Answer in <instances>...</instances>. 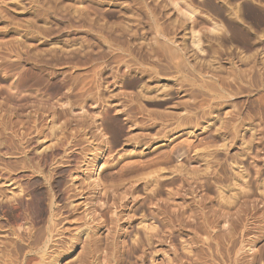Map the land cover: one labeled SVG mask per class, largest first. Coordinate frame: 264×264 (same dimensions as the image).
<instances>
[{
    "label": "rangeland",
    "instance_id": "rangeland-1",
    "mask_svg": "<svg viewBox=\"0 0 264 264\" xmlns=\"http://www.w3.org/2000/svg\"><path fill=\"white\" fill-rule=\"evenodd\" d=\"M0 66V142L3 136L12 137L15 134L20 137L26 135L24 138L27 139L34 115L40 116L37 127L47 133L46 145L58 143L66 149L48 151L49 162L42 163L41 168L45 173H52L59 182L69 183L70 173L77 166L83 146L87 144L84 136L88 134L90 137L92 132L99 134L97 125L101 124L110 139L106 157L100 161L102 165L107 162V167L105 171H98L104 183L115 187L117 180H109L108 173L115 175L117 172L118 176V172H124L127 167L142 166L143 162L146 166L141 173L131 174L133 179L124 181V186L120 188L123 191L131 184L144 187L151 175L147 189L129 196V210L124 213V223L119 221L112 231L115 238L109 237L108 231H101L99 237L96 235L99 240L104 239L99 242L101 247L96 249L97 253L94 251L86 257L93 247L89 250L85 247L87 240L84 235L76 248L59 255L56 263L69 264L75 259L74 264H264V0H0ZM10 95L15 98L10 100ZM118 109L138 115H132L133 123L127 122L126 114L116 115ZM6 112H10L6 118L10 121L7 133L1 120ZM16 114L23 121L19 120L17 126L13 124ZM114 124H124L126 128L124 137L119 138L123 141L118 145L115 144L117 137H113V130H109ZM129 136L137 139L128 141L126 137ZM101 139L93 141L97 143ZM142 140H145L144 144L140 143ZM32 145L28 147L31 156L36 153ZM22 155L0 144V157L4 161ZM168 160L177 162L173 165ZM130 162L133 164L129 165ZM174 167L182 170L184 181L174 180V184L173 179L178 173ZM0 168V176H3V165ZM198 170L201 175H198ZM154 171H157V176ZM241 173L244 176L239 175ZM238 175L242 176L241 179ZM16 177L17 184L30 197L33 188L42 180L32 170L18 173ZM154 178L158 179L157 183ZM209 179L213 180L211 185L207 183ZM156 187H160L161 191ZM177 189L183 191L174 195ZM191 190L195 191L193 195L185 192ZM241 191H245L248 197H240L244 194ZM168 199H173V203ZM228 199L234 203L226 205L230 202H227ZM189 204L194 207L193 211ZM168 205L171 208L184 206L187 210L177 221L178 215ZM214 207L220 211L212 209ZM219 207L225 211L224 216L220 215L222 210ZM165 208L169 209L167 216L165 213L162 215ZM208 209L211 212L215 210L217 214ZM206 212L210 214L207 219L215 225L207 229L208 234L213 230L209 235L215 238L211 249L205 243L204 235H207L200 222ZM169 217L170 220L167 219ZM234 217L240 220L239 223ZM31 219L30 222L21 220L18 223L34 229L44 224L38 218ZM78 220L71 227V236L76 232L75 228L87 226L83 219ZM235 220L237 223H234ZM197 227L203 229L199 231ZM152 230L160 236L157 237L160 241L156 238L150 244H142L141 239ZM223 231L230 234L228 238L221 233ZM69 234H66L69 237L64 243L71 239ZM103 244L109 246L103 249L104 253L111 256H104L99 249L104 248ZM17 253L16 257L15 253H10V256L16 258V263H22L25 253ZM7 258L2 264L14 263L13 258ZM108 258L110 261H107ZM102 259L106 261L102 262ZM40 262L38 258L37 264Z\"/></svg>",
    "mask_w": 264,
    "mask_h": 264
},
{
    "label": "bare ground",
    "instance_id": "bare-ground-1",
    "mask_svg": "<svg viewBox=\"0 0 264 264\" xmlns=\"http://www.w3.org/2000/svg\"><path fill=\"white\" fill-rule=\"evenodd\" d=\"M162 43V42H161ZM12 45V44H11ZM170 45V44H169ZM9 46V45H8ZM29 46V45H28ZM26 46V47H28ZM170 47V46H169ZM169 47H166V48H169ZM165 48V47H163ZM14 50V49H13ZM31 51V50H30ZM53 52V51H52ZM174 52V51H173ZM34 55V54H33ZM126 63V62H125ZM128 66V64H127ZM130 66V65H129ZM207 67V66H206ZM0 69H1V66H0ZM208 70V69H207ZM185 71V70H184ZM99 75V74H98ZM8 76V75H7ZM85 77V76H84ZM92 77V76H91ZM75 78V77H74ZM217 78V77H216ZM3 79V78H2ZM99 79V78H98ZM229 79V78H228ZM76 80V79H75ZM79 80V79H78ZM81 80V79H80ZM86 80V79H85ZM89 80V79H88ZM226 80V79H225ZM82 81V80H81ZM90 81V80H89ZM221 81V80H220ZM94 82V81H93ZM228 82V81H227ZM80 83V82H79ZM208 83V82H207ZM89 84V83H88ZM213 84V83H212ZM87 85V84H86ZM90 85V84H89ZM120 86V85H119ZM79 87V86H78ZM82 87V86H81ZM105 87V86H104ZM215 88V87H214ZM85 89V88H84ZM92 89V88H91ZM106 89V88H105ZM216 89V88H215ZM228 89V88H227ZM90 90V89H89ZM100 90V89H99ZM107 90V89H106ZM141 91V90H140ZM220 91V90H219ZM91 92V90H90ZM104 92V91H103ZM82 93V92H81ZM203 93V92H202ZM201 93V94H202ZM228 93V92H227ZM16 94V93H15ZM22 94V93H21ZM200 94V93H199ZM198 94V95H199ZM218 94V93H217ZM80 95V94H79ZM88 95V94H87ZM86 95V96H87ZM203 95V94H202ZM11 99H14L15 97H12V95H10ZM16 96V95H15ZM82 96V95H81ZM32 97V96H31ZM96 97V96H95ZM19 98V96H18ZM40 98V97H39ZM42 98V97H41ZM83 98V97H81ZM84 99V98H83ZM18 100V99H17ZM38 100V99H37ZM41 100V99H40ZM42 100H44L42 98ZM69 100V99H68ZM226 100V99H225ZM39 101V100H38ZM9 102V100H8ZM8 102H6V104L8 105ZM193 102V101H192ZM68 103V102H67ZM102 103V102H101ZM122 103V102H121ZM133 104V103H132ZM6 105V107H7ZM11 105V104H9ZM34 105V104H33ZM42 105V104H41ZM46 105V104H45ZM4 106V104H3ZM17 106V105H16ZM69 106V105H68ZM5 107V106H4ZM9 107V106H8ZM7 107V108H8ZM26 107V105H25ZM47 107V106H46ZM45 107V108H46ZM54 107V106H53ZM65 106H63L64 108ZM133 107V106H132ZM6 108V109H7ZM32 108V107H31ZM50 108V107H49ZM196 108V107H195ZM214 108V107H213ZM10 109V108H9ZM12 109V108H11ZM16 109V108H15ZM35 109V108H34ZM38 109V107H37ZM44 109L41 108V110ZM51 109V108H50ZM49 109V110H50ZM130 109V108H129ZM4 110V109H3ZM47 110V109H46ZM45 110V111H46ZM52 110V109H51ZM65 110V109H63ZM106 111L108 109H105ZM119 111L117 112L118 114L116 115H121V114H126L127 115V122H132V119L131 117L133 118L134 116H132L133 114L135 113H131L129 114L130 112H127V111H121V109H118ZM136 110V109H135ZM139 110V109H138ZM146 110V109H145ZM9 111V110H7ZM12 111V110H11ZM31 111V110H30ZM48 111V110H47ZM46 111V112H47ZM54 111V110H53ZM62 111V110H61ZM68 111V110H67ZM130 111V110H129ZM141 110H139L138 113H141L140 112ZM208 111V110H207ZM41 112V111H40ZM69 112V111H68ZM105 112V111H104ZM133 112V111H132ZM136 112V111H135ZM10 112H6L5 115H3V123L2 125L4 126L3 129H4V132H6V129L8 128V125H10V121L6 118L7 117V114H9ZM17 113V112H16ZM42 113V112H41ZM40 113V114H41ZM45 113V112H44ZM53 114V112H50ZM59 113V112H58ZM65 113V111L63 112ZM82 113V112H81ZM150 113V112H149ZM158 113V112H157ZM212 113V112H211ZM12 114V112H11ZM26 114V113H25ZM29 114V113H28ZM32 113H30L31 115ZM62 114V113H60ZM66 114V113H65ZM68 114V113H67ZM84 115H86V113H82ZM81 114V115H82ZM90 114V113H89ZM109 114V113H108ZM165 114V113H164ZM208 114V113H207ZM27 115V114H26ZM43 115V114H42ZM57 115V114H55ZM64 114H62V117H63ZM88 115V114H87ZM86 115V116H87ZM100 115V114H98ZM125 115V116H126ZM131 115V116H130ZM135 115H138V114H135ZM141 115V114H140ZM178 115V114H177ZM14 116V115H13ZM33 116V115H32ZM54 116V115H52ZM65 116V115H64ZM95 116V115H94ZM104 116V115H103ZM176 116V115H175ZM192 116V115H191ZM28 117V116H27ZM39 117L40 116H37V115H34L33 118H35V120L32 121L34 122L33 125L31 127H28V130L29 132H27V135H28V138L25 139L24 137H26V135L24 137H20L19 135H14V136H3V139H2V142H0V144H3V146L11 149V150H14L15 153H21L23 154L22 156H18V157H14L15 159L13 160H6L4 161V159H2L0 157V165H3V173L4 175L3 176H0V264H2V262L5 261V259L7 257H10L11 258V254L10 253H15V257H16V253L17 251H22L21 254H23V251L25 253L24 258H22V263L17 261V263L15 262L14 258L12 259L13 262L15 264H31L33 263V261H36V264H37V259L39 258V260L41 261L40 263L41 264H59L58 262L56 263L57 261V258L60 257L59 255H64L65 253H70L74 248H76L75 246L77 244H79V241L84 237V235H86V240H87V243L84 241V243H86L85 247L87 248L88 247V250L90 247H93V249L90 248L89 250V254L86 256L88 257L92 252L96 251V249L98 250V247H101L99 246L100 243H102V241L100 242V240H104V239H98L99 237V233L103 230H106V232L108 231V235L109 237H112V238H115L114 234L112 231H114L119 224V221L122 222V224L124 223V220H125V212L129 210L128 208V205H129V196L131 197V195L133 196L134 193H137L139 191H142V189H145L146 187H149L147 186L149 183H150V179H151V175H149V180L146 181L144 183V187H139V184L138 185H133L131 184V186H129L128 188L125 187V189L122 191V187L124 186L123 182L124 181H127V180H132L133 177H131L130 175L133 174V173H138L142 170L143 166H146V165H143L142 166H135L134 168L132 167H127V169H124L125 171L124 172H118V176H116V173L115 172L113 174H109L108 173V178L109 180H117L116 185L115 187L114 186H110V183H104V179L102 180V176H101V173H98L99 169L100 171H103L104 169H106L107 165H106V160H105V164H100V161L102 159H104L106 157V152L109 150V144H110V139L108 138L107 134H105V131L104 129L101 128V124L97 125V133H91L93 135H91L90 137L89 136H84L86 139H84V142H86L87 144H85L83 146V152L80 150V152H82V156L81 158L79 159L77 163V166L75 167L74 170L71 171L70 173V181L69 183L65 182V183H61L59 182L58 180L55 179V177H53L52 173H45V170L43 168H41V165L42 163L46 164L47 162H49V154H48V151L52 150V149H61V150H66L64 145H60L58 143H53L51 146L50 145H46L47 144V141H45L46 139V134L43 132V129L40 130V128L37 127L38 123L37 121L39 120ZM59 117V116H58ZM61 117V115H60ZM83 117V116H81ZM80 117V118H81ZM172 117V116H171ZM186 117V116H185ZM15 118H17L15 120ZM15 118L13 121V124L14 125H18L20 123L19 120L22 119H18V115L16 114L15 115ZM32 118V117H31ZM42 118V117H41ZM78 118V117H77ZM104 118V117H103ZM106 118V117H105ZM136 118V117H135ZM159 118V117H158ZM205 118V117H203ZM208 118V117H207ZM10 119V118H9ZM27 119V118H26ZM23 118V120H26ZM52 119V118H51ZM62 119V118H61ZM69 119V118H68ZM137 119V118H136ZM30 120V118H29ZM54 120V119H53ZM119 120V119H118ZM117 120V121H118ZM121 120V119H120ZM234 120V118H233ZM143 121V120H142ZM190 121V120H189ZM198 121V120H197ZM12 122V121H11ZM21 122L23 123V121L21 120ZM28 122V121H26ZM25 122V123H26ZM30 122V121H29ZM73 122V121H72ZM185 122V121H184ZM21 123V124H22ZM64 122H62V125H63ZM81 123V122H80ZM84 123V122H82ZM115 123V122H114ZM133 123V122H132ZM152 123V122H151ZM156 123V122H155ZM181 123V122H180ZM199 123V122H198ZM226 123V122H225ZM66 124V123H65ZM116 124V123H115ZM114 124V127L113 129H109L110 131L113 130V137L116 136L117 137V140L115 141V144H117L118 142H122L119 140V138H121L122 136L124 137V132H125V127H124V124L123 126H115ZM120 124V123H119ZM148 124V123H147ZM159 124V123H158ZM188 124V123H186ZM227 124V123H226ZM25 125V124H24ZM28 124L26 123V126ZM41 125V124H40ZM43 125V124H42ZM80 125V124H79ZM189 125V124H188ZM192 125V124H191ZM23 126V124H22ZM84 126V125H82ZM89 125H87L88 127ZM91 126V125H90ZM89 126V127H90ZM93 126V125H92ZM113 125H111L112 127ZM130 126V125H129ZM143 126V125H142ZM171 126V125H170ZM185 126V125H184ZM227 126V125H226ZM25 127V126H24ZM41 127V126H40ZM58 127V126H57ZM64 127V126H63ZM141 127V126H140ZM229 127V125L227 126ZM2 128V127H1ZM13 128V127H12ZM46 128V127H45ZM125 128V129H124ZM129 128V127H128ZM2 129V131H3ZM9 129V128H8ZM72 129V128H71ZM78 129V128H77ZM51 130V129H50ZM83 130V129H82ZM108 130V129H107ZM54 131H55V128H54ZM239 131V130H238ZM74 132V131H73ZM96 132V130H95ZM161 132V131H159ZM7 133V132H6ZM55 133V132H54ZM78 133V132H77ZM86 132H84L85 134ZM112 133V132H111ZM24 134V133H23ZM33 134V135H31ZM142 134V133H141ZM150 134V133H149ZM233 134V133H232ZM31 135V136H30ZM53 135V134H51ZM131 135V134H130ZM133 135V134H132ZM131 135V136H132ZM136 136H139L138 134H134ZM143 135V134H142ZM61 136V135H60ZM59 136V137H60ZM68 136V135H67ZM144 136V135H143ZM147 136V135H146ZM145 136V138H146ZM149 136V135H148ZM38 139H37V138ZM102 137H104L103 139H101ZM135 137V136H134ZM235 137V136H234ZM41 138V139H40ZM92 138V139H91ZM101 139V141L95 143V141H93V139ZM127 138V139H126ZM125 139L128 140V141H132L133 139H137V138H133V137H126ZM150 138V137H149ZM255 138V137H254ZM82 139V140H83ZM230 139V138H229ZM235 139V138H234ZM243 139V138H242ZM139 140V139H138ZM147 140V139H146ZM151 140V139H150ZM222 140H225V138H223ZM67 141V140H66ZM80 141V140H78ZM127 141V142H128ZM82 142V141H80ZM83 142V143H84ZM134 142V141H133ZM137 142V141H136ZM139 142V141H138ZM145 143V140L140 143ZM147 142V141H146ZM231 142V141H230ZM233 142V141H232ZM254 142V141H253ZM131 143V142H130ZM143 143V144H144ZM149 143V142H148ZM216 143V142H215ZM214 143V144H215ZM227 143V142H226ZM224 142V144H226ZM30 144H34L32 145V149H36V153L31 156V152H30V149L28 148L30 146ZM147 144V143H146ZM211 144V143H210ZM209 144V145H210ZM118 145V144H117ZM207 145V144H206ZM227 145V144H226ZM244 145V144H243ZM221 146V145H220ZM222 146L225 147V145L222 144ZM221 146V147H222ZM229 146L230 143H229ZM245 146V145H244ZM211 147V146H210ZM214 147V146H213ZM257 147V146H256ZM39 148H42L40 151L38 150ZM158 148V147H156ZM71 149V148H70ZM114 149V148H113ZM185 149V148H184ZM194 149V148H193ZM208 149V148H207ZM115 150V149H114ZM188 150V149H187ZM211 150V149H210ZM249 150V149H248ZM247 150V151H248ZM179 151V150H178ZM189 151V150H188ZM67 152V151H66ZM142 152V150H141ZM143 153V152H142ZM181 153V152H180ZM183 153V152H182ZM248 153V152H246ZM13 154V153H12ZM30 154V156H29ZM80 154V155H81ZM111 154V153H110ZM139 154V153H138ZM141 154V153H140ZM175 154V153H174ZM178 154V153H177ZM186 154V153H184ZM182 154V155H184ZM125 156V154H123ZM130 155V154H129ZM113 156V155H112ZM115 156V155H114ZM170 156V155H169ZM201 156V155H200ZM199 156V157H200ZM215 156V155H214ZM110 157V156H109ZM162 157V156H161ZM175 157V156H174ZM178 158V156H176ZM182 157V156H181ZM208 157V156H207ZM206 157V158H207ZM38 158V160H36ZM186 158V157H185ZM189 158V156H188ZM198 158V156H197ZM235 158V157H234ZM237 158V157H236ZM235 158V159H236ZM168 159H170V157H168ZM199 159V158H198ZM209 159V158H208ZM211 159V158H210ZM217 159V158H216ZM234 159V160H235ZM239 160V158H237ZM54 160V159H53ZM175 160V159H174ZM174 160H168L169 162L173 163ZM207 160V159H206ZM232 160V159H231ZM237 160V161H238ZM110 161V160H109ZM197 161V160H196ZM210 161V160H208ZM35 162V163H34ZM51 162V161H50ZM68 162V161H67ZM158 162V161H157ZM177 162V161H176ZM175 162V163H176ZM181 162V161H180ZM179 162V163H180ZM189 162V161H188ZM215 162V161H214ZM140 163V162H139ZM142 163V162H141ZM146 163V162H145ZM164 163V162H163ZM166 163V162H165ZM168 163V162H167ZM170 163V164H171ZM175 163H173V165H175ZM184 163V162H183ZM205 163V162H204ZM216 163V162H215ZM228 163V162H227ZM236 163V162H235ZM133 164V163H132ZM131 162L129 165H132ZM138 164V163H136ZM162 164V163H161ZM181 164V163H180ZM225 164V163H224ZM239 164V162H238ZM155 165V164H154ZM153 166H150V167H154ZM158 165V163L156 164ZM163 165V164H162ZM167 165V164H166ZM172 165V164H171ZM172 165V166H173ZM177 165V164H176ZM220 165V164H219ZM237 165V164H236ZM43 166V165H42ZM229 166V165H228ZM242 166V165H240ZM244 166V165H243ZM242 166V167H243ZM126 168V166H124ZM159 167H162L161 165ZM169 167V165H168ZM176 167V166H175ZM174 167V171L175 172H178L176 173V177L173 179V181L175 180H181V181H184V174L182 173V170L181 169H176ZM178 167H180V165H178ZM183 168L185 166H182ZM189 167V165H188ZM206 167V166H205ZM213 167V166H212ZM225 167V166H224ZM238 167V166H237ZM171 168V167H170ZM187 168V166H186ZM194 168V167H192ZM1 169V168H0ZM196 169V168H195ZM207 169V168H206ZM32 170L33 174H36V177L42 179L41 180V183H39L37 186H35L33 188V195L30 197L29 196V193L25 192V190L19 185L17 184V174L18 173H21V172H26V171H30ZM162 170V169H161ZM167 170V169H166ZM201 170V169H200ZM205 170V169H204ZM228 170V169H227ZM234 170V169H233ZM105 171V170H104ZM144 171V170H143ZM147 171V169H146ZM186 170H184V173H185ZM189 171V170H187ZM191 171V170H190ZM196 171V170H195ZM202 171V170H201ZM207 171V170H206ZM205 171V172H206ZM209 171V170H208ZM207 171V172H208ZM212 171H215L214 169ZM232 171V170H231ZM155 172V171H154ZM157 172V171H156ZM156 172L154 174H156ZM162 172V171H161ZM174 172V173H175ZM194 171L192 170V173ZM218 172V171H217ZM245 172V171H244ZM141 173V172H140ZM172 173V172H171ZM187 173V172H186ZM189 173V172H188ZM191 173V172H190ZM196 173V172H194ZM213 173V172H212ZM216 173V171H215ZM214 173V174H215ZM235 173H240V172H235ZM106 174V173H105ZM143 174L145 175V173L143 172ZM151 174V173H149ZM153 174V176H154ZM210 174V172H209ZM218 174V173H217ZM245 174V173H244ZM138 175V174H137ZM142 175V174H141ZM148 175V174H147ZM158 174H156L155 176H157ZM161 175V174H160ZM159 175V176H160ZM198 175H201V172L199 174V170H198ZM197 175V176H198ZM204 175V174H203ZM213 175V174H212ZM212 175H209L212 176ZM219 175V174H218ZM234 175H237V174H234ZM239 175H242L239 174ZM238 175V177H239ZM154 176V177H155ZM165 175L163 174V177ZM186 176H190L189 174ZM192 176V175H191ZM190 178L192 179L193 177ZM244 176V175H242ZM241 176V177H242ZM16 177V178H15ZM103 177H107V176H103ZM146 177V176H145ZM162 176L159 177L160 180ZM195 177V176H194ZM214 177H217L214 175ZM241 177H239L241 179ZM148 178V176H147ZM156 178V177H155ZM154 178V179H155ZM166 179V176L164 177ZM168 178V177H167ZM171 178V177H170ZM169 178V179H170ZM189 181V177H186ZM199 178V177H198ZM202 178V177H201ZM219 180L221 177H218ZM236 178V177H235ZM137 179L139 180V178L137 177ZM140 179H143V177H140ZM172 179V178H171ZM205 179V178H204ZM207 179V178H206ZM212 179V177H211ZM233 179V178H232ZM246 179V178H245ZM136 180V178H135ZM137 180V181H138ZM156 180V179H155ZM158 180V179H157ZM156 180V183L158 182ZM196 180V178H195ZM195 180H193V182H195ZM201 180V181H199ZM199 181L200 183L203 182L202 179L199 178ZM210 180V179H209ZM216 180V179H215ZM222 180V178H221ZM238 180V179H237ZM128 181V182H129ZM144 181V180H143ZM164 181V179H163ZM162 181V183H163ZM167 180H165V183H166ZM169 181V180H168ZM173 181L171 183H173ZM175 181H174V184H175ZM187 181V180H186ZM213 181V180H212ZM211 180L208 181L207 183H209V185H211L210 183H213ZM248 181V180H247ZM251 181V180H250ZM106 182V181H105ZM109 182V181H108ZM153 182V181H151ZM198 182V183H199ZM223 182V181H221ZM236 182V181H235ZM114 183V181H113ZM112 183V184H113ZM148 183V184H147ZM154 183V182H153ZM154 183V184H156ZM169 183V182H168ZM167 183V184H168ZM187 183V182H186ZM196 183V182H195ZM194 183V185H196ZM232 183V182H231ZM241 183V181H240ZM258 183V182H257ZM141 184V183H140ZM152 184V185H154ZM166 184V185H167ZM182 184V183H181ZM188 184V183H187ZM203 184V183H201ZM206 184V183H205ZM239 184V182H238ZM62 185H64L62 187ZM157 185V184H156ZM155 185V186H156ZM164 185V184H163ZM177 185V184H176ZM191 185V184H190ZM199 185V184H198ZM208 185V184H207ZM224 185V184H223ZM231 185V184H230ZM244 185V184H243ZM262 185V183H261ZM264 185V183H263ZM120 186H122L120 188ZM154 186V187H155ZM175 186V185H174ZM179 187V185H177ZM187 186V185H186ZM200 186V185H199ZM203 186V185H202ZM201 186V187H202ZM215 186V185H214ZM57 187V188H55ZM153 187V188H154ZM164 187V186H163ZM176 187V186H175ZM176 187V188H178ZM185 187V185L183 186ZM198 187V186H197ZM196 187V190H198ZM200 187V188H201ZM207 187V186H206ZM239 187V186H238ZM157 189H159L160 187H156ZM165 188V187H164ZM192 188V187H191ZM194 188V187H193ZM192 188V189H193ZM208 188V187H207ZM216 188V187H215ZM57 189V191L55 190ZM120 189L122 192H120ZM147 189V188H146ZM185 189V188H184ZM237 189V188H236ZM242 189V188H241ZM239 189V190H241ZM264 189V188H263ZM161 191V189H159ZM158 190V191H159ZM180 190L183 191L182 189H177L175 190V192L173 193L174 195H179L180 194ZM187 190V189H186ZM202 190L203 187H202ZM248 190V189H247ZM252 190V189H251ZM250 190V192H251ZM156 191V190H155ZM189 191V190H188ZM188 191H185L187 194H191L193 195L194 194V190H191L190 192ZM218 191V190H217ZM235 191V190H234ZM246 191V190H245ZM244 191V192H245ZM185 192L183 193L184 195ZM213 192V191H212ZM243 191H241L242 193ZM243 192V193H244ZM247 192V191H246ZM245 192V193H246ZM248 191V193H250ZM236 193V192H235ZM233 193V194H235ZM239 193V192H238ZM242 193V194H243ZM243 194V196H241L240 194V197H244V195H247V194ZM254 193V192H253ZM88 194V195H86ZM182 194V192H181ZM182 194V195H183ZM231 194V195H233ZM237 194V193H236ZM170 195L172 196V194L170 193ZM181 195V197H182ZM229 196V198L233 197V196ZM250 195V194H249ZM187 197L189 195H186ZM185 196V197H186ZM209 196V195H208ZM251 196V195H250ZM263 196H264V192H263ZM197 197V196H196ZM204 196H202V199ZM221 197L223 198V195L221 194ZM226 197V196H225ZM228 197V196H227ZM236 197V196H235ZM248 197V195H247ZM194 198V197H193ZM211 198V197H209ZM237 198V197H236ZM235 198V199H236ZM246 198V197H245ZM250 198V197H249ZM248 198V199H249ZM253 198V197H252ZM101 201H99V200ZM174 199V198H173ZM173 199L170 201V199H168L170 202L173 201ZM225 199V198H224ZM232 199V198H231ZM231 199H228L227 202L230 200V202L226 203V205H228L229 203L233 202L234 201H231ZM234 199V200H235ZM238 199V198H237ZM201 200V199H200ZM199 200V201H200ZM205 200V199H204ZM240 200V199H239ZM243 200V199H242ZM245 200V199H244ZM251 200V199H250ZM254 200V199H253ZM252 200V201H253ZM264 200V199H263ZM169 201H167V203H169ZM199 201H197L199 203ZM225 200H223L224 202ZM236 201V200H235ZM247 201V199H246ZM164 202V201H163ZM194 202V201H193ZM196 202V203H197ZM221 202V201H220ZM219 202V203H220ZM239 202V201H238ZM166 203V202H165ZM173 203V202H172ZM187 203V202H186ZM236 203V202H235ZM240 203V202H239ZM204 204V203H202ZM201 204V205H202ZM225 204V203H224ZM224 207H226V205H224ZM237 204V203H236ZM256 204V203H255ZM174 205V204H173ZM180 205V204H179ZM192 205V204H191ZM198 205V204H197ZM201 205H199V207H201ZM239 205V204H238ZM158 206V205H157ZM160 206V205H159ZM171 206V205H170ZM190 206V204H189ZM187 205V207H189ZM193 206V205H192ZM203 206V205H202ZM221 206V205H220ZM256 206V205H255ZM254 206V207H255ZM165 207V206H164ZM167 207V206H166ZM169 207V205H168ZM191 207V206H190ZM189 207V208H190ZM160 209V207H158ZM173 208V209H172ZM169 207V209H172V211L175 213V215H178V219H176L177 221L182 217V214L185 213V210H187L186 207H181V206H174V207ZM192 209L190 210H194L193 208L194 207H191ZM209 208V207H208ZM220 208V207H219ZM233 208V207H232ZM231 208V209H232ZM83 209V210H81ZM169 209L168 208H165V209H161L162 210V215L163 213L166 214L167 216V213L169 212ZM212 209H215L216 208H212ZM222 210V208H220ZM229 209V208H228ZM81 210V211H80ZM99 210V211H98ZM196 210H197V206H196ZM206 210V209H205ZM209 210V209H208ZM211 210V209H210ZM209 210V212H211ZM215 210H213L212 212L215 213V215L217 214L216 212H214ZM218 207H217V210L218 211ZM226 210V209H224ZM230 210V209H229ZM19 211V212H18ZM159 211V210H158ZM220 211V210H219ZM187 212V211H186ZM208 212V214H209ZM211 212V213H212ZM227 212V210H226ZM152 213V212H151ZM173 213V215H174ZM188 214L191 215V212H187ZM186 213V214H187ZM196 213V211H195ZM198 213V212H197ZM202 213V212H201ZM220 215H223L224 216V213L225 211L223 212L222 210V214L221 212H219ZM82 214V215H81ZM154 214V213H153ZM159 214V213H158ZM161 214V213H160ZM164 214V215H165ZM207 212L206 214H202V217H203V221H200L202 223V226L205 227V231H206V237L204 235V238L206 240V244H207V247L210 248L211 243H212V240H214L215 238L212 236V235H209L212 233V231L210 230L209 234L207 233V229H208V226L210 227H213L214 228V224L211 223L209 221V219H207V216H208ZM169 215V214H168ZM174 215V216H175ZM214 215V214H212ZM234 216H236L234 213H233ZM232 215V216H233ZM180 216V218H179ZM210 216V214H209ZM239 216V214H238ZM80 217V218H79ZM153 217V215H152ZM187 217V216H186ZM213 217V216H212ZM219 216L217 215L216 218H218ZM221 217V216H220ZM228 217V213H227V216ZM225 217V218H226ZM241 217V216H240ZM31 218H38L39 221H42L44 224L43 226H41L40 228L38 229H34L33 227H29V226H21L18 222L19 221H26V222H30V219ZM211 218V217H210ZM233 218V217H232ZM235 219H238L237 217H234ZM78 219H82L84 220L85 223H87V226L84 227L81 225L80 228H75V233L72 234L73 236H71L69 233H71L72 231V228L73 227L72 225L74 223H76V220L79 222ZM170 220V217L167 218ZM183 219H186L184 218V215H183ZM215 219V218H214ZM213 219V220H214ZM224 219V218H223ZM231 219V218H230ZM32 220V219H31ZM195 220L197 221V217H195ZM212 220V218H211ZM228 220V219H227ZM232 220V219H231ZM229 220V221H231ZM168 221V220H167ZM176 221V222H177ZM182 220H180L181 222ZM234 221V220H233ZM238 223H239V219L237 220ZM185 222V220H184ZM25 223V222H24ZM83 223V222H82ZM186 223V222H185ZM184 223V224H185ZM199 223V222H198ZM234 223H237L236 220ZM78 224V223H77ZM84 225V223H83ZM188 225V223L186 224ZM200 225V224H198ZM231 225V224H230ZM233 225V224H232ZM78 226V225H77ZM108 226V227H106ZM195 226V224H194ZM84 227V228H83ZM106 227V228H105ZM123 227V226H122ZM189 227H190V224H189ZM201 227V226H200ZM202 227V229H203ZM155 228V227H154ZM165 228V227H164ZM163 228V229H164ZM191 228V227H190ZM194 228V227H193ZM148 229V228H147ZM197 229H199L197 227ZM201 229V228H200ZM199 229V231H201ZM232 229V228H231ZM117 230V229H116ZM123 230V229H122ZM149 230H151V228H149ZM215 230V229H214ZM204 231V232H205ZM220 231V230H219ZM225 231V230H224ZM221 232L222 234L224 233ZM117 233V231H115ZM147 232V230L145 231ZM227 233H230L231 234V231H227ZM237 232V231H236ZM162 233V231H161ZM195 233V232H194ZM220 233V232H219ZM69 234L71 236V239H69L68 243H64V241L67 239V235ZM200 234V233H199ZM226 233H224L225 235ZM229 234V235H230ZM236 234V233H235ZM96 235H98V237H96ZM107 235V234H106ZM220 234H218L217 236H219ZM227 235V238L229 237L228 234ZM234 235V234H233ZM233 235H231L230 237H232ZM221 236V235H220ZM108 236H106V239H107ZM160 238V236L153 232L152 230V233H147L146 236L144 237V239H141L143 241H141L142 244H150L152 243L153 240H156V238ZM222 237V236H221ZM234 237V236H233ZM102 238V237H101ZM137 238V237H136ZM157 238V241L159 240ZM193 238V237H192ZM191 238V239H192ZM218 238V237H217ZM222 238H225V236H223ZM110 239V238H108ZM168 239V238H167ZM195 239V238H194ZM221 239V238H220ZM239 239V238H238ZM99 240V241H98ZM114 240V239H113ZM217 240V239H216ZM139 241V240H138ZM160 241V240H159ZM100 242V243H99ZM108 243V242H107ZM215 243V242H214ZM109 244V243H108ZM110 244H112V241L110 242ZM237 244V243H236ZM117 245V244H116ZM228 245V244H227ZM233 245V244H232ZM104 248H99V249H102L101 251H103L104 253V250L105 248H108V247H105V244H103ZM144 246V245H143ZM217 246V245H216ZM62 247V248H61ZM83 247V245L81 246ZM150 247V246H149ZM85 248V249H86ZM217 248V247H215ZM27 249V250H25ZM61 249V250H60ZM83 249V248H82ZM81 249V250H82ZM110 249V248H109ZM140 249V248H139ZM144 249V248H143ZM155 249V248H154ZM177 249V248H176ZM211 249V248H210ZM233 249V248H231ZM230 249V250H231ZM87 250V249H86ZM87 250V251H88ZM216 250V249H215ZM84 251V249H83ZM100 251V253H101ZM113 251V250H111ZM111 251H110V254H111ZM118 251V250H117ZM188 251V250H187ZM191 250H189V253H190ZM97 253V251H96ZM102 253V254H103ZM109 253V251H108ZM147 253V252H146ZM237 253V251H236ZM18 254V253H17ZM84 254V253H83ZM105 254V253H104ZM114 254V253H113ZM148 254V253H147ZM192 254V253H191ZM200 254V253H198ZM217 254V253H216ZM230 254V253H229ZM82 255V254H81ZM86 255V254H85ZM94 255V254H93ZM97 255V254H96ZM111 256L109 254H105L104 256ZM121 255V254H120ZM18 256V255H17ZM21 256V255H20ZM106 256V257H107ZM114 256V255H112ZM216 256V255H215ZM80 257V256H79ZM78 257V258H79ZM98 257V256H97ZM84 258V257H83ZM82 258V259H83ZM91 258V256H90ZM93 258V256H92ZM105 258V257H104ZM114 258V257H113ZM116 258V257H115ZM241 258V256H240ZM249 258V257H248ZM10 259V260H11ZM16 259V258H15ZM19 259L21 260V257H19ZM36 259V260H35ZM59 259V258H58ZM62 259V258H61ZM60 259V260H61ZM80 259V258H79ZM99 259V258H98ZM233 259V258H232ZM9 259L7 258L6 261H8ZM85 260V259H84ZM95 260V258H94ZM104 259H102V262H103ZM109 260V258L107 259V261ZM75 261V259L73 260H70L69 264H72L73 262ZM77 261V260H76ZM75 261V262H76ZM80 261V260H79ZM89 262V260H87ZM106 261V259L104 260ZM110 261V260H109ZM114 261V260H113ZM233 261V260H232ZM249 261V260H248ZM74 262V263H75ZM81 262V261H80ZM92 262V261H91ZM101 262V261H100ZM234 262V261H233ZM12 263V262H9V264ZM13 263V264H14ZM73 263V264H74ZM82 263V262H81ZM111 262H109L110 264ZM113 263V262H112ZM4 264V263H3ZM35 264V262L33 263ZM79 264V262H78ZM88 264V263H87ZM90 264V263H89ZM92 264V263H91ZM94 264V263H93ZM96 264V263H95ZM103 264V263H102ZM245 264V263H244Z\"/></svg>",
    "mask_w": 264,
    "mask_h": 264
}]
</instances>
